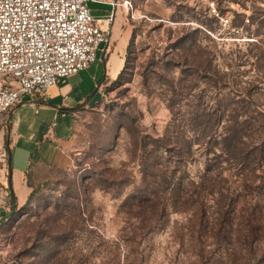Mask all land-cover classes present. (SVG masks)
Listing matches in <instances>:
<instances>
[{
  "label": "rangeland",
  "instance_id": "rangeland-1",
  "mask_svg": "<svg viewBox=\"0 0 264 264\" xmlns=\"http://www.w3.org/2000/svg\"><path fill=\"white\" fill-rule=\"evenodd\" d=\"M123 2L107 44L113 52L127 41L121 74L100 83L99 55L58 82L73 90L64 103L56 94L57 108L95 97L65 141L67 165L35 166L32 197L0 221V264H264V162L242 178L222 161L219 185L207 189L212 155L199 134L208 128L222 142L241 128L264 150V0ZM89 7L96 19L110 12ZM9 115L0 148L13 139ZM28 158L13 155L14 173Z\"/></svg>",
  "mask_w": 264,
  "mask_h": 264
},
{
  "label": "built area",
  "instance_id": "built-area-1",
  "mask_svg": "<svg viewBox=\"0 0 264 264\" xmlns=\"http://www.w3.org/2000/svg\"><path fill=\"white\" fill-rule=\"evenodd\" d=\"M91 1L0 0V122L27 97L45 98L97 61L110 36Z\"/></svg>",
  "mask_w": 264,
  "mask_h": 264
},
{
  "label": "crops",
  "instance_id": "crops-1",
  "mask_svg": "<svg viewBox=\"0 0 264 264\" xmlns=\"http://www.w3.org/2000/svg\"><path fill=\"white\" fill-rule=\"evenodd\" d=\"M125 0H92L91 2L103 4L110 8V12L105 18H97L101 20V27L109 31L110 43L111 36L117 37L118 16L123 13L122 7L115 8L113 3H122ZM133 1V0H128ZM122 8V9H121ZM121 11V12H120ZM107 47V48H106ZM127 47V41L122 46H114V51L108 49L109 46H104L107 50L101 51L98 54L104 63V79L100 83H106L109 79H116L124 67V61L120 54ZM100 55V57H99ZM95 62V63H96ZM94 63V64H95ZM114 68V70H112ZM81 74V73H80ZM79 74V75H80ZM79 75L72 78H77ZM92 80L99 82V79L92 77ZM58 85V84H57ZM98 88V85H97ZM96 88V90H97ZM73 90L69 81L61 82L57 87H52L48 90L49 97L41 98L38 95L27 97L25 101L18 105L17 108L10 112L8 123L10 125L7 131L10 137V142L6 147L0 148V161L5 163V151L8 152L7 165H0V221L10 211L11 204L9 202V194H14L16 206L27 204L31 196V188L28 184V177L35 166L56 167L67 165L65 156V141L69 139L74 132L75 119L79 114V107L86 108L94 99L95 92L87 97H80L78 105H60L55 107L56 94L62 96V102L69 100L68 94ZM95 90V91H96ZM34 112L35 117L30 119L26 113ZM70 118L71 123H61L63 119ZM56 124V126H53ZM62 129V130H61ZM5 133L4 131L1 133ZM59 147V148H58ZM33 150V151H32ZM29 154L27 166L19 168L20 171H13V155L15 153ZM4 184V186L2 185Z\"/></svg>",
  "mask_w": 264,
  "mask_h": 264
},
{
  "label": "trees",
  "instance_id": "trees-1",
  "mask_svg": "<svg viewBox=\"0 0 264 264\" xmlns=\"http://www.w3.org/2000/svg\"><path fill=\"white\" fill-rule=\"evenodd\" d=\"M81 109H83V106L79 107V110ZM206 111L207 110H205L204 117L206 116ZM207 116L209 119L211 118V114H208ZM173 126L174 121L173 125H171L170 128L175 130ZM170 128L168 127L166 135H170L172 139L175 135V131L171 130L170 132ZM190 133L195 136L196 130L192 129L190 130ZM199 134L205 140L204 146L206 147L208 154L212 155L207 161L208 166L204 173L205 187L207 189H211L219 185L217 181L213 179V177L223 176V171L222 169H220L219 166L222 161L230 163L231 166L237 167L239 173L242 174V178H246V175L250 174L256 169H259L262 166V163L264 162V150H261L262 148L256 151L254 149H251V147L247 143H245L244 140L245 137H247L246 131L241 128L228 129V132L226 136H224V140L222 142H218L217 139H214V136L208 128L200 130ZM166 144L170 145V142L167 141ZM193 145V141L190 140V145L188 144L186 149L188 153L189 151H192ZM186 151L184 153H186ZM179 153L183 154L182 152ZM31 197L32 195L30 196V198ZM9 202L11 204L10 213H14L16 209V204L14 194L12 193L9 194ZM225 219L226 217L222 216L220 218H217L216 220H219L218 222L222 223Z\"/></svg>",
  "mask_w": 264,
  "mask_h": 264
}]
</instances>
